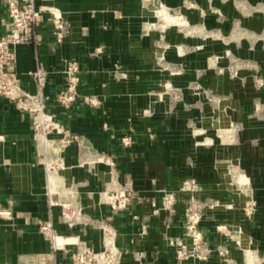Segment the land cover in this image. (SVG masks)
Segmentation results:
<instances>
[{
	"label": "crops",
	"instance_id": "1",
	"mask_svg": "<svg viewBox=\"0 0 264 264\" xmlns=\"http://www.w3.org/2000/svg\"><path fill=\"white\" fill-rule=\"evenodd\" d=\"M35 1L60 8L71 28L64 41L56 44L45 20L43 44L17 45L15 69L21 79L18 93H38L29 71L41 62L51 71L44 88L51 95L46 110L81 134V139L72 144H44L35 130L34 114L0 94V264H28L32 255L46 253H54L57 264H71L65 249L82 241L96 251L118 250V264H182L167 238L184 236L183 214L179 206L175 213L165 210L162 198L181 179L184 168L181 161L173 163L162 128L149 118H137L134 103L135 65L139 62L144 67L152 56L153 41L144 33L148 8L142 0ZM8 23L6 0H0L1 33L6 32ZM258 25L251 23L250 28L260 29ZM210 29L211 21L206 23L207 32ZM193 30L195 35L187 39L178 37L175 30L169 41H187L190 45L204 42L207 49L201 55L207 58L217 40L208 34L205 39L199 38L197 25ZM255 41L248 38L241 44L248 47ZM198 56L190 52L184 57L197 64ZM173 57L178 60L175 52ZM70 59L80 62V92L97 96L98 105L80 99L68 109L58 106L56 93L65 86L64 68ZM193 76L190 70L187 77ZM132 116L136 117L133 124L128 120ZM253 129L254 134L243 141L260 139L261 146H252L247 152L255 158L262 148L264 151V132L260 127ZM126 135L131 136L127 145L122 140ZM244 143L236 149L238 157L246 156L250 144ZM186 150L179 148L181 160ZM225 152L223 144L220 152L212 150V154L221 156ZM56 153L57 159L53 158ZM99 153L110 162L101 160ZM123 191L132 202L127 209L114 211L109 193ZM50 219L59 232L55 239L40 230V221ZM101 223L112 227V234L105 235Z\"/></svg>",
	"mask_w": 264,
	"mask_h": 264
},
{
	"label": "rangeland",
	"instance_id": "2",
	"mask_svg": "<svg viewBox=\"0 0 264 264\" xmlns=\"http://www.w3.org/2000/svg\"><path fill=\"white\" fill-rule=\"evenodd\" d=\"M142 1L150 13L144 33L153 43L150 61L135 65L136 117L162 128L173 163L184 168L162 207L175 213L179 206L191 249L180 255L167 239L168 246L182 264H264V151L253 158L247 152L260 139L243 141L253 128L264 132V0ZM195 25L199 38L217 40L208 61L204 42L169 41L175 30L184 39L194 36ZM248 38L255 44L244 47ZM190 52L198 53L197 64L185 59ZM241 141L250 144L245 158L236 152ZM222 144L224 156L212 154ZM178 147H187L182 160ZM187 231L199 237L192 241Z\"/></svg>",
	"mask_w": 264,
	"mask_h": 264
},
{
	"label": "built area",
	"instance_id": "3",
	"mask_svg": "<svg viewBox=\"0 0 264 264\" xmlns=\"http://www.w3.org/2000/svg\"><path fill=\"white\" fill-rule=\"evenodd\" d=\"M6 8L9 16L8 29L6 32H0V94L13 99L19 107L28 109L34 114L35 130L44 144L79 142L81 134L73 132L69 127L61 124L55 115L45 108L46 100L51 98V95L44 92L51 71L39 62L33 70L29 71L38 86V93L21 96L18 93L21 79L15 69L17 45L22 43L41 45L45 41V20L50 32L55 36L56 44L64 41L65 35L71 28V22L57 6L37 3L35 0H6ZM64 73L65 86L56 93L55 97L58 106L68 109L80 99L88 105L99 104L97 96L80 92L81 66L79 60H68ZM54 133L59 135L52 136ZM122 140L127 145L131 142V136L126 135ZM53 158H59L57 153L53 155ZM99 158L109 161V158L105 159L104 155L100 153ZM43 159L46 160V156ZM108 198L112 209L117 212L127 209L132 202V197L124 191L109 193ZM167 199L168 195L166 194L163 200L164 205H166ZM39 225L40 230L47 237L55 239L59 235L52 219L41 220ZM100 228L107 236L113 232L112 227L108 224L101 223ZM185 237L195 241L199 236L194 232L187 231ZM167 239L171 245L176 246V251L180 255H184L191 249L184 237L169 236ZM65 251L70 255L71 264H118L120 262L118 250L111 248L96 251L85 241L70 249H65ZM28 264H57V260L54 253L37 254L29 258Z\"/></svg>",
	"mask_w": 264,
	"mask_h": 264
},
{
	"label": "bare ground",
	"instance_id": "4",
	"mask_svg": "<svg viewBox=\"0 0 264 264\" xmlns=\"http://www.w3.org/2000/svg\"><path fill=\"white\" fill-rule=\"evenodd\" d=\"M41 142V141H40ZM43 148H44V146H43ZM45 149V148H44ZM43 149V150H44ZM58 149H55V151H57ZM44 152H45V150H44ZM54 160V159H53ZM56 160V159H55ZM47 163V162H46ZM53 163V162H52ZM56 163V162H55ZM51 166V165H50ZM56 176V175H55ZM53 177V176H52ZM50 180H51V178H50ZM53 184H54V181H51Z\"/></svg>",
	"mask_w": 264,
	"mask_h": 264
}]
</instances>
